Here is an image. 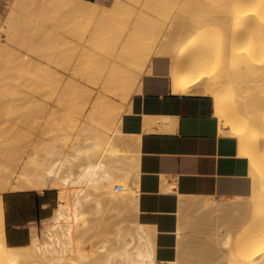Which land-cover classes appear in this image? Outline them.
Here are the masks:
<instances>
[{"label":"bare ground","instance_id":"6f19581e","mask_svg":"<svg viewBox=\"0 0 264 264\" xmlns=\"http://www.w3.org/2000/svg\"><path fill=\"white\" fill-rule=\"evenodd\" d=\"M16 3L17 9L12 8L0 28V78L4 76L0 82L5 78L6 86H17H8L10 97L0 104H35V96L51 94L38 104L65 105L81 126L74 124L65 133L64 122L57 120L48 130L50 136L32 152L17 158L13 166L0 163V264L170 263L156 261L151 229L136 218L139 144L120 130L121 117L129 112L131 96L139 92L155 56L172 58L174 92L212 95L220 134L237 139V154L249 160L251 184L260 174L264 184V0H154L150 12L138 6L136 27L130 20L132 0ZM165 20L179 28L172 30L168 23L163 27ZM32 28L38 33L29 43ZM210 31L217 36L211 41ZM220 59L228 65H216ZM12 70L23 76L24 83L11 79ZM246 71L254 78L245 79ZM5 90L2 86V94ZM8 118L5 125L0 119V125H7L4 132L21 129L15 125L19 120L9 118L11 127ZM6 142L0 134V150ZM261 147L262 158L257 159ZM49 189L57 191V203L42 220L43 238L30 230L26 245L9 246L3 194ZM200 197L182 200L180 211L212 207L228 212L226 202ZM234 203L238 215L260 216L257 224L244 223L252 229L234 241L239 249L230 264H264V193ZM127 215L130 224H124ZM102 225L107 226V235L87 249L86 241ZM181 230L180 226L179 235ZM229 241L226 233L223 244Z\"/></svg>","mask_w":264,"mask_h":264},{"label":"crops","instance_id":"0c3cea01","mask_svg":"<svg viewBox=\"0 0 264 264\" xmlns=\"http://www.w3.org/2000/svg\"><path fill=\"white\" fill-rule=\"evenodd\" d=\"M171 63L169 56L152 58L120 130L139 144L136 218L151 229L156 261L204 264L210 260L208 246L193 233L198 226L184 223L187 207L180 211V202L249 195V160L237 154L236 138L220 134L212 95L172 90ZM55 200L51 189L4 193L6 243L24 246L29 225L50 216Z\"/></svg>","mask_w":264,"mask_h":264},{"label":"rangeland","instance_id":"374dc122","mask_svg":"<svg viewBox=\"0 0 264 264\" xmlns=\"http://www.w3.org/2000/svg\"><path fill=\"white\" fill-rule=\"evenodd\" d=\"M16 1L15 0H0V28L2 25H5V21L7 19V16L9 15L10 11L11 10L13 11V9L14 10L17 9V7H14L18 3V2L16 3ZM38 1H41V0H38ZM132 1H133L134 6H131V9L133 7V11L131 12V19L130 20H131L132 25L136 27L137 23H138L137 22L138 15H139L138 11L140 12L142 10L143 12L144 11L150 12L151 4H152V1H154V0H151V1L150 0H148V1L147 0H140V2L138 0L139 4L143 1L142 2L143 4L141 3L142 5L141 4L138 5V2H136V4H135L134 0H132ZM108 2L109 1H107V3ZM144 3L146 4L147 7H145ZM99 5H101V4L99 3ZM106 5L107 4H105L103 6L108 7ZM138 6L140 8H142L141 6H144V9L139 10L140 8ZM145 8H146V10H145ZM167 23L169 24V20H165V22H162V24L158 23V26H156L155 29H159L160 24L163 27L164 26L167 27V25H168ZM31 24H30V27H33L34 23H31ZM173 25H177V24L176 23H173L171 25L169 24V26H171V28L174 27L172 30H176L177 28H179V26L176 27ZM34 30L36 32H34ZM31 32H30V36L27 38V40H29V43L30 42L34 43L35 37H36L35 35L38 33V30L36 28H32ZM1 34H2V32H0V38L3 37V34L2 35ZM211 35L213 38H211L210 41L212 39H215V37H217L215 34H213V32L210 31L209 37H211ZM33 39H34V41H33ZM222 63H223V65H226V66L228 65V63L226 62L225 59L218 60L216 62V65H222ZM15 70L11 71V73H12L11 79L12 78H13L12 80L19 79V80H17V82L19 81L21 83V81H22L24 83V79L22 78L23 76H21L19 74V72L18 73H17V71L15 72ZM60 72L65 76L67 75V72L64 70H62ZM244 73H245V79H248V80H250V78H252L254 76V74L251 71H246ZM65 76H63V77H65ZM2 77H4V76H2ZM2 77L0 79H2ZM7 78L10 79V77H6V79ZM3 79L4 80H2V83L0 82V100H4L5 98L7 99V97L9 96L7 94L8 86H9V88L17 86L15 84H14V86L13 85L11 86L10 85L11 83L10 84L8 83L9 85L6 86L5 82L7 84V80L5 81V78H3ZM9 79H8V81H9ZM12 80H10V82H12V83L16 82V81L13 82ZM229 84H230V82L226 81L224 85L228 86ZM2 86H3V91L6 89L5 94H2V93H4L2 91ZM246 86L247 85L244 86V89L248 90V87L246 88ZM40 95L35 96V100H38L37 102L33 101V102H35V104H32V103L31 104H0V119L4 118V121H2V123L4 122V125H5V121H7V120H5V118H8V117L12 118L13 122L15 119H17V120H15V122L16 121L18 122V120H19V124L15 123V125H17V126H19V128H21V129H17L15 133L11 134V132L14 131L13 129H16V127H12L13 122L9 118H8L9 119L8 121L12 122L11 123V127H12L11 129H10V125H8V127H9L8 129H10V131L6 128L9 132H4V131H6L4 127H6L7 125L6 126H4L2 124L0 125L1 136L3 138H5V137L7 138L5 148L1 149V150H3L2 152L0 150V163H4L5 165H8V166H13L14 163L16 162L17 158H20L21 156H24V155L32 152L33 146L38 145L42 139L45 140L46 138H48L50 136L51 132L48 130L50 129V127L53 126L54 122L57 120H62L64 122L65 130L63 132H65V133L71 132L73 129L70 126H72L74 124L77 125V127L81 126V123L80 122L77 123L75 121V116L70 113L69 109L65 105H61V104L60 105L59 104H38L39 99H43V96H44V99L52 98V97H50L51 94L50 95L49 94H46V95L42 94L41 95L42 97H40ZM63 97H65V96H63ZM122 104H123V101H120L118 105L121 106ZM31 119L32 120L34 119L33 122ZM0 123H1V120H0ZM6 123L8 124V122H6ZM2 127L4 128V130ZM56 133L58 134L59 132H56ZM262 152H263V147H261V149L258 151V153H256L257 159L262 158ZM262 178L263 177L261 174L258 175V181L255 184H252L251 192L249 195L239 196L236 198H230L227 201H223V202H226L228 204V212L226 214H223L222 212L214 211L212 207H201L200 209L198 208L196 210L187 207L188 209L185 211V213L183 215L184 223L186 225L198 226L199 228L194 230L193 233L196 236H199L204 241V243H206L208 246V251L210 253V260L208 262H205L204 264H223V263L224 264L225 263L230 264L232 262V260L234 259V257L237 258L236 257L237 254L235 252H238L237 250L239 248L235 247L234 241L239 236L245 237V235H243V234L244 233L246 234V231H249L250 227H248V228L245 227L244 223L246 221H247V223H254L255 220L257 219L256 217H259L260 215H258V216L257 215H248L245 217L240 216L237 214V212L233 208L235 205L234 202L237 201V198H240L241 200L250 199L256 193H260L262 195L264 193V184H263ZM250 179L251 178L248 177V180H250ZM251 183H252V179H251ZM51 190H53V192L55 193V195L57 197V191L54 189H51ZM56 203H57V199L55 200L53 209L56 207ZM53 209L51 211V214L53 213ZM191 215H193V216H191ZM194 215L196 216L195 217L196 219L192 220L191 217L193 218ZM262 217H264V213H262ZM130 219H131V217L128 216L126 218L127 222L126 223L124 222V224H128L132 220V219L131 220ZM190 219L192 220V222ZM231 220H233V222H231ZM263 220H264V218L261 221H263ZM193 221L194 222L197 221V223H194ZM261 221H259V223ZM257 223L255 222L254 224H257ZM180 226L182 227L181 224H180ZM180 226H179V228H180ZM29 228L32 231L36 230V232L40 235V238H43V233H42L43 232V222H42V220L40 222H38V224H30ZM103 228H105L106 230ZM100 229H101V227H100ZM250 229H252V228H250ZM102 230L104 231V233H102L103 232ZM102 230H100V231L97 230L96 233H94L91 236V238H89L86 241L85 246L87 249H90V247L95 248V245L97 246L100 244L99 240H100L101 236H103L105 234L107 235V233H108L107 226L102 225ZM181 232H182V230H181ZM181 232H180V234H181ZM226 233L229 234V240L230 241L227 244H223V239H224V236ZM10 236L11 237L13 236L11 230H10ZM26 244H24V245H26ZM108 245L110 246V244H108ZM227 255H229V256L227 257ZM262 255L263 254H261L260 255L261 257H259V258H262ZM252 264H253V262H252Z\"/></svg>","mask_w":264,"mask_h":264},{"label":"built area","instance_id":"2783aa9c","mask_svg":"<svg viewBox=\"0 0 264 264\" xmlns=\"http://www.w3.org/2000/svg\"><path fill=\"white\" fill-rule=\"evenodd\" d=\"M120 189H121V186H117V187H116V190H120Z\"/></svg>","mask_w":264,"mask_h":264}]
</instances>
